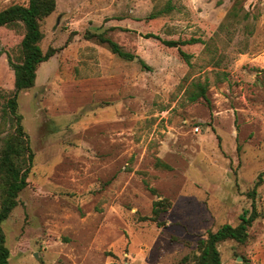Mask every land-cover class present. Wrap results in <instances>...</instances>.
<instances>
[{
    "label": "rangeland",
    "instance_id": "obj_1",
    "mask_svg": "<svg viewBox=\"0 0 264 264\" xmlns=\"http://www.w3.org/2000/svg\"><path fill=\"white\" fill-rule=\"evenodd\" d=\"M168 1L170 12L148 17ZM234 2L56 0L40 21L52 54L18 95L34 160L2 225L8 264H186L208 231L251 209L264 171V0H240L225 23ZM22 35L0 26L4 92ZM189 38L200 40L180 46L190 64L161 41ZM197 82L208 100H190ZM158 199L169 202L160 224L142 220ZM254 199L264 212V183ZM248 232L218 244L221 264H264V217Z\"/></svg>",
    "mask_w": 264,
    "mask_h": 264
},
{
    "label": "trees",
    "instance_id": "obj_2",
    "mask_svg": "<svg viewBox=\"0 0 264 264\" xmlns=\"http://www.w3.org/2000/svg\"><path fill=\"white\" fill-rule=\"evenodd\" d=\"M239 1L236 0L231 9L227 11L224 20L237 18L239 15ZM56 7V0H28L27 4L14 3L0 9V26H6L15 30H23L20 41V53L16 60L8 58V63L13 70L14 88L10 92L0 89V264H8L10 250L6 245V236L3 230V223L9 217L12 210L19 203L18 195L28 185V174L34 160V151L30 144V138L22 123V114L19 111L18 95L22 90L31 88L36 79L38 65L46 61L52 51L44 53L39 45L42 32L40 21L50 15ZM173 9L168 1L159 10L149 14V18H154L162 13H168ZM247 14L242 18L246 19ZM219 24V29L226 26L224 22ZM147 37L160 39L156 34H147ZM98 41L104 44L107 49L123 59L134 58L133 54L123 50L120 45L111 38L99 35ZM169 47H178L179 54L187 64H190V54L184 52L180 46L200 42L199 38H189L185 40L162 39ZM143 67H147L143 60H140ZM207 84L197 82L193 84L190 100L198 98L208 100ZM159 166H165L159 162ZM264 181V171L260 172L254 182L253 188L247 192L252 198L251 209L244 210L239 215L237 224L224 223L215 231H208L205 238L199 240L197 249L184 256L183 262L186 264H221L218 244L231 239L239 243H244L249 237L248 228L252 223L264 216L255 203V195L258 187ZM169 202L164 199L154 200L151 214L143 216L142 220L158 221L162 212L167 210Z\"/></svg>",
    "mask_w": 264,
    "mask_h": 264
},
{
    "label": "crops",
    "instance_id": "obj_3",
    "mask_svg": "<svg viewBox=\"0 0 264 264\" xmlns=\"http://www.w3.org/2000/svg\"><path fill=\"white\" fill-rule=\"evenodd\" d=\"M263 183H264V181H263ZM263 183L258 187L259 189H260V187L263 185ZM264 217V216H263ZM263 217H260V218H263Z\"/></svg>",
    "mask_w": 264,
    "mask_h": 264
}]
</instances>
